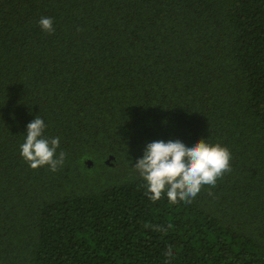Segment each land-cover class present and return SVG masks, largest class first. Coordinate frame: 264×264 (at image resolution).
<instances>
[{"label":"trees","instance_id":"16d2710c","mask_svg":"<svg viewBox=\"0 0 264 264\" xmlns=\"http://www.w3.org/2000/svg\"><path fill=\"white\" fill-rule=\"evenodd\" d=\"M201 139L231 171L151 201L146 145ZM0 264H264V0H0Z\"/></svg>","mask_w":264,"mask_h":264},{"label":"clouds","instance_id":"9594fccd","mask_svg":"<svg viewBox=\"0 0 264 264\" xmlns=\"http://www.w3.org/2000/svg\"><path fill=\"white\" fill-rule=\"evenodd\" d=\"M39 26L44 32L54 31L52 18L41 17ZM45 127L40 116L27 125L20 154L33 170L48 167L56 172L64 164L66 153L60 151L57 155L60 138H46ZM231 160L226 147L209 144L203 139L191 147L179 140H159L146 145L135 169L145 182L146 195L151 201L156 202L166 195L172 203L190 202L205 186L215 187L217 181L231 171ZM166 255L172 256L171 248Z\"/></svg>","mask_w":264,"mask_h":264},{"label":"water","instance_id":"95a60500","mask_svg":"<svg viewBox=\"0 0 264 264\" xmlns=\"http://www.w3.org/2000/svg\"><path fill=\"white\" fill-rule=\"evenodd\" d=\"M107 162H108V161H107ZM87 164H88V165H91V164H92V161L88 160V161H87Z\"/></svg>","mask_w":264,"mask_h":264}]
</instances>
